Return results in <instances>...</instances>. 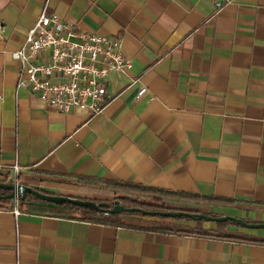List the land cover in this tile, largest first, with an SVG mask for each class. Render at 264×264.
Returning <instances> with one entry per match:
<instances>
[{"label":"crops","instance_id":"crops-1","mask_svg":"<svg viewBox=\"0 0 264 264\" xmlns=\"http://www.w3.org/2000/svg\"><path fill=\"white\" fill-rule=\"evenodd\" d=\"M46 3L78 31L121 39L132 61L109 76L96 118L17 87L11 54ZM0 95V181L18 165L23 184L52 193L140 184L231 200L264 223V0L218 13L210 0H0ZM19 200L0 208V264H264V243L30 213Z\"/></svg>","mask_w":264,"mask_h":264},{"label":"built area","instance_id":"built-area-1","mask_svg":"<svg viewBox=\"0 0 264 264\" xmlns=\"http://www.w3.org/2000/svg\"><path fill=\"white\" fill-rule=\"evenodd\" d=\"M233 1L210 0L217 13ZM11 56L20 66L18 89L37 95L61 114L87 110L92 118L102 115L110 104L109 76L132 68L121 39L78 31L58 14L48 13V3L27 32L24 44ZM147 92V87L142 86L138 98ZM21 175L22 169L15 165L5 181L21 185ZM17 203L15 199L16 206ZM14 210L19 215L18 208Z\"/></svg>","mask_w":264,"mask_h":264},{"label":"trees","instance_id":"trees-1","mask_svg":"<svg viewBox=\"0 0 264 264\" xmlns=\"http://www.w3.org/2000/svg\"><path fill=\"white\" fill-rule=\"evenodd\" d=\"M2 183H6V181H0ZM102 183L109 184L115 187L116 191H121L124 193H139L150 196V200L142 199L140 197H132L129 195H119L114 196L112 201L110 200H92L87 198H79L82 200L92 201L97 204H107L113 206L116 202H119L125 209L129 211L122 212L120 214H111L105 213L103 211H95L84 209L80 207H76L73 205H55L51 203H47L37 199L36 197L29 195L25 200H19L20 209L25 210L30 213H40V214H49V215H62V216H73L74 214L80 215L84 219H88L94 222H98L101 224L107 225H115V226H129V227H143L147 226L153 229L173 232L177 234H192L204 238H214V239H224L231 241H239V242H248V243H264V239L260 237H254L244 232H230L226 230L229 226H235L238 228H242L234 222H226L225 223H216L213 227H205L204 222L206 220L201 219H193L189 216L182 215L176 218H165L161 216H150L145 215L141 211L147 212H177V213H189V214H201L199 211L191 210V209H178L171 208L167 206L166 202L168 200H186V201H204V202H212L220 205H228L227 203H232L231 200L225 199H202L197 197L196 195H189L184 193H176L171 191H165L161 189H153L149 187H145L142 185H135L130 183H122V182H111V181H103ZM100 184V182L96 181H86L84 179L79 181L80 188H89L96 187L95 185ZM46 194L57 195L52 192H48L42 189H37ZM9 192L0 190V195H7ZM77 198V197H75ZM224 201V202H221ZM11 200H2L0 199V208H7ZM132 209H137L138 211H130ZM211 217H224L220 214L209 213L207 214ZM156 219H160L165 221H173V222H165L158 223L155 221ZM247 223L255 224L259 222H255L252 220H244Z\"/></svg>","mask_w":264,"mask_h":264},{"label":"water","instance_id":"water-1","mask_svg":"<svg viewBox=\"0 0 264 264\" xmlns=\"http://www.w3.org/2000/svg\"><path fill=\"white\" fill-rule=\"evenodd\" d=\"M0 190L9 192L7 195H0V199L2 200H15V199H22L25 200L29 195H32L36 197L37 199H40L41 201L55 204V205H73L76 207L94 210L95 211H103L105 213H111V214H120L122 212L129 211L128 209H125L119 202H116L113 206L107 205V204H97L92 201L88 200H82L79 198H75L72 196H64V195H52V194H46L44 192H41L40 190H37V188L21 184V185H14L8 183H2L0 182ZM130 211H138L137 209H132ZM145 215L150 216H161L165 218H176L182 215L189 216L193 219H201L206 220L210 222H216V223H225L226 222H234L237 225L243 227V228H249V229H264V223H255L250 224L245 222L243 219H239L232 216H224V217H211L209 215L205 214H189V213H177V212H147V211H141Z\"/></svg>","mask_w":264,"mask_h":264},{"label":"rangeland","instance_id":"rangeland-1","mask_svg":"<svg viewBox=\"0 0 264 264\" xmlns=\"http://www.w3.org/2000/svg\"><path fill=\"white\" fill-rule=\"evenodd\" d=\"M96 187H89V188H80V190H72V191H63V192H56V194H64L65 196H73L77 198H87L92 200H110L112 201L114 199V196L119 195H129L132 197H140L142 199L150 200V196H147L145 194H139V193H124L115 190L114 186H111L109 184L100 183L95 185ZM79 187V186H78ZM167 206L171 208H178V209H191L199 211L201 214H209V213H215L220 214L223 216H232L239 219H244L243 215L239 214L236 216V212L232 210H228V206L226 205H220L215 204L212 202H204V201H186V200H168L166 202ZM158 223H165L162 220L157 221ZM204 225L207 227H213L216 225V222H210L205 221ZM243 231H264V229H249V228H241ZM258 233V232H257ZM260 233V232H259Z\"/></svg>","mask_w":264,"mask_h":264}]
</instances>
